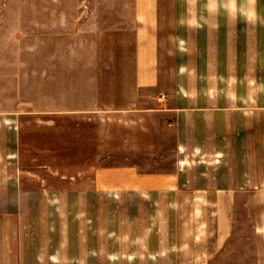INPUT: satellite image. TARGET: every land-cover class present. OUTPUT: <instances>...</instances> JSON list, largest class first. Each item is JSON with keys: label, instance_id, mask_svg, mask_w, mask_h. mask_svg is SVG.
<instances>
[{"label": "crops", "instance_id": "obj_1", "mask_svg": "<svg viewBox=\"0 0 264 264\" xmlns=\"http://www.w3.org/2000/svg\"><path fill=\"white\" fill-rule=\"evenodd\" d=\"M136 8L134 93L53 112L90 123L84 167L27 169L0 112V264H213L244 232L264 264V0H175L170 69L158 0Z\"/></svg>", "mask_w": 264, "mask_h": 264}, {"label": "rangeland", "instance_id": "obj_2", "mask_svg": "<svg viewBox=\"0 0 264 264\" xmlns=\"http://www.w3.org/2000/svg\"><path fill=\"white\" fill-rule=\"evenodd\" d=\"M139 1L0 0V112L22 114L21 130L31 146L27 169L54 165L60 156L84 167L92 157L90 123L53 112L71 109L72 99L83 108L88 99L95 108L118 106L134 93ZM174 1L158 0L167 22L159 37L168 69L176 56L167 9ZM246 234L213 264H255Z\"/></svg>", "mask_w": 264, "mask_h": 264}]
</instances>
